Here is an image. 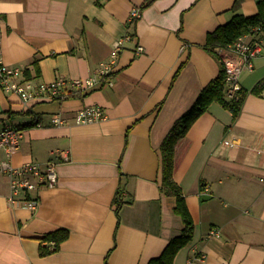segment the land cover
I'll use <instances>...</instances> for the list:
<instances>
[{"label": "crops", "instance_id": "crops-1", "mask_svg": "<svg viewBox=\"0 0 264 264\" xmlns=\"http://www.w3.org/2000/svg\"><path fill=\"white\" fill-rule=\"evenodd\" d=\"M147 1L0 0V60L20 69L21 81L87 78L126 33L143 47L136 53L137 44L125 42L111 84L63 100L24 103L0 88V130L23 132L19 147L9 158L0 150V158L13 166L53 159L58 176L30 210L8 202V178L0 174V264H147L180 234L175 199L159 190L160 145L219 72L203 49L206 35L258 9L256 0H151L142 7ZM135 7L141 17L129 25ZM263 79L259 58L239 82L249 92ZM85 106L102 108L106 118L76 124ZM57 115L64 125L51 124ZM173 179L194 223L174 264L194 254L205 255L198 264H264V90L246 95L235 120L211 104L177 143ZM61 229L68 236L59 250L40 256L49 246L43 237Z\"/></svg>", "mask_w": 264, "mask_h": 264}, {"label": "built area", "instance_id": "built-area-1", "mask_svg": "<svg viewBox=\"0 0 264 264\" xmlns=\"http://www.w3.org/2000/svg\"><path fill=\"white\" fill-rule=\"evenodd\" d=\"M141 17L140 8H132L128 15V24L133 25ZM134 34L126 33L115 39L111 44L108 61L102 62L94 72L87 78H56L51 82L33 84L29 81L20 80L21 70L4 64L0 60V88L17 94L24 103L38 100H62L88 91L96 87L102 81L111 84V76L116 70L117 60L120 52L127 41L135 42L136 53L143 52V47L136 42ZM225 71V93L227 98L233 97L241 89L239 77L243 71L253 69L256 59L264 58V35L259 29L238 37L231 44L222 49H216ZM106 114L98 106H85L80 108L74 116V121L79 125H87L104 120ZM51 124L61 126L65 119L59 115L51 119ZM39 126V124H37ZM23 132L12 126H4L0 130V150L4 151L9 158L20 144ZM225 146H234L232 141H224ZM58 151L51 155L55 156ZM62 161L68 160L66 154L61 155ZM57 163L52 159L44 165L35 162H26L20 166H13L8 159L0 158V174L8 178L10 193L7 200L11 204H19L27 209L34 210L38 205V193L44 188H53L58 180L56 172ZM264 186V179H261ZM211 236H217L218 232L210 231ZM205 255L194 254L186 264H198Z\"/></svg>", "mask_w": 264, "mask_h": 264}, {"label": "trees", "instance_id": "trees-1", "mask_svg": "<svg viewBox=\"0 0 264 264\" xmlns=\"http://www.w3.org/2000/svg\"><path fill=\"white\" fill-rule=\"evenodd\" d=\"M150 1L151 0H148L142 7L147 6ZM237 2L238 0H236V3ZM256 5L258 11L254 16L244 17L236 13L229 22L217 27L213 32L206 35L203 49L216 60L219 65V72L217 76L198 93L190 108L173 122L159 148L161 169L159 190L164 196L173 197L175 199L173 211L180 217L182 229L177 237H174L167 243L162 253L158 257L150 259L147 264H174V258L178 251L187 246L193 239L194 223L186 207L182 191L173 179L175 147L177 143L184 139L191 125L200 115L208 110L211 104H220L231 113L233 120H235L241 112L246 95L248 93L259 95L264 90L263 79L249 92L240 89L233 97L227 98L225 93V71L220 56L216 51V49L226 47L238 37L250 33L254 29L258 28L264 35V0H256ZM236 7L237 5L234 7V12L237 10ZM181 67L182 66L176 71L174 79L178 75ZM37 71L36 68V72ZM25 75L28 77L27 72H25ZM119 199L120 195L118 193L114 198L116 208L122 204ZM67 236L68 232L63 229L46 234L42 241L49 246L40 247V256H46L57 252L60 248V244L67 239ZM105 264H107V258Z\"/></svg>", "mask_w": 264, "mask_h": 264}, {"label": "rangeland", "instance_id": "rangeland-1", "mask_svg": "<svg viewBox=\"0 0 264 264\" xmlns=\"http://www.w3.org/2000/svg\"><path fill=\"white\" fill-rule=\"evenodd\" d=\"M62 100H63V99H62ZM34 101H35V100H34ZM55 101H56V100H55ZM77 111H78V110H77ZM77 111H76V112H77ZM76 112H75V113H76ZM36 126H37V124H36Z\"/></svg>", "mask_w": 264, "mask_h": 264}]
</instances>
